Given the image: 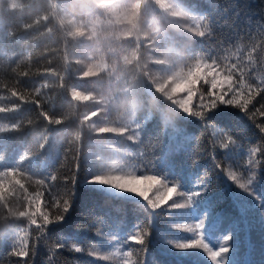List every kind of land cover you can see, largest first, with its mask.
Instances as JSON below:
<instances>
[{"label":"trees","instance_id":"trees-1","mask_svg":"<svg viewBox=\"0 0 264 264\" xmlns=\"http://www.w3.org/2000/svg\"><path fill=\"white\" fill-rule=\"evenodd\" d=\"M197 22L211 35L196 37ZM196 58H214L221 68L239 62L242 82L253 88L264 81V0H20L17 7L0 0V107L13 109L0 114V172L23 171L16 178L28 198L40 193L50 214L54 200L74 193L64 221L45 231L0 211V264H217L203 248L175 247L188 240L213 251L228 246L221 253L227 264H264V91L248 113L227 106L209 113L207 130L178 108L174 119L155 90L170 88ZM196 87L194 110L209 86ZM34 89L41 93L31 97L36 104L14 110L11 92ZM72 90L90 99L75 101ZM124 103L126 112L119 108ZM41 111L64 123L49 125ZM92 122L130 124L137 136L90 131ZM220 137L233 141L237 156L221 147ZM126 172L157 174L178 192L207 185L206 195L187 203L176 193L153 210L141 197L85 179ZM41 179L44 185L36 183ZM24 196L18 191L15 199ZM177 201L184 207H168ZM19 228L27 230L28 257L13 254L22 247L14 236ZM137 233L143 245L130 240ZM76 246L85 251L76 253Z\"/></svg>","mask_w":264,"mask_h":264},{"label":"snow or ice","instance_id":"snow-or-ice-1","mask_svg":"<svg viewBox=\"0 0 264 264\" xmlns=\"http://www.w3.org/2000/svg\"><path fill=\"white\" fill-rule=\"evenodd\" d=\"M214 23V22H213ZM206 32L211 35L212 29L208 26H204L202 30V22H197V27L194 31L196 37L205 38ZM249 59H251V54H249ZM240 73L238 80H234L236 73ZM27 76V73H24ZM47 75V74H46ZM203 81L205 85H208L207 93H200L199 99L196 103V110L193 108V102L197 95V85ZM243 69L239 66V62L235 64H226L221 68L217 60L211 58V62L204 60L203 58H196L195 63L189 69L186 75H180L174 82H169L172 86L169 88L167 85L161 86L159 92L166 95L168 100L172 102L180 111L191 117H196L201 120L205 126V130L212 123L207 119L209 113L215 111L220 106L234 107L241 110L244 113H248V105L251 100L260 91H264V81L253 88L251 85L243 84ZM184 92L186 96L182 98H177L178 94ZM11 95L18 101L14 105V110L19 111L21 104H36L34 99H31L33 95H41L39 90H32L29 92L12 91ZM28 97L29 99H26ZM71 98L75 101H87L90 99L89 96L83 95L79 90L71 91ZM13 109L6 107H0V114L8 113ZM44 120L48 122L49 125H61L64 123L63 120L53 118L49 116L46 112L41 111L39 113ZM99 113L95 115H85V120H91L92 117L98 118ZM29 123H32L29 121ZM13 129H20V123H13ZM90 131L98 132L101 134L112 133L119 136H124L125 139L131 141L136 138L137 132L132 131V126L130 124H125L122 126H113L111 123L98 124L97 122H92L88 125ZM139 129V125L136 126ZM261 132H264V127H261ZM127 135L125 136V134ZM76 139H79V134H77ZM233 141L229 138L221 142V147L227 149L229 144ZM113 146V145H109ZM116 151H120V147H116ZM216 167L221 169V165L217 163ZM222 170V169H221ZM23 174V171L14 168L6 171L0 172V177H10L8 182L5 183L3 179H0V211L3 212L4 218L12 217L13 219L17 217H26L31 225H35L38 231H45L54 223H61L64 221L65 217L71 211L72 200L74 193L69 190L67 194L68 198L59 200H54L50 207L56 209V211L50 214L49 211L43 210L40 202V193H37L33 199L28 198L27 190L25 185L21 182V179H17V174ZM231 180L235 181L237 178L234 174H230ZM50 179L55 181L57 178L55 175L50 176ZM73 181L75 177H72ZM87 182L98 185H107L115 189L134 193L143 200L147 202L151 209H160L162 205H166L168 200L172 197L173 193H178L179 196L184 197L187 203L194 202V198H203L206 195L207 185L204 189L194 190L189 192L179 191L175 183L169 186V183L161 179L157 174H146L145 172H140L136 174L135 172H126L124 174H95L92 176L91 180L88 177L85 178ZM37 184L44 185L45 181L43 179L37 180ZM156 185H160L164 191L163 195H158L155 198H150L148 192L153 189ZM241 188L248 191L244 184H240ZM159 191V189H157ZM25 193L23 201L15 199L17 192ZM9 197H12L10 200ZM22 203V207H17L15 211L13 210V205ZM168 207L175 209H181L184 204L179 201L174 202ZM39 218V223H38ZM203 222L198 226H202ZM2 235V233H0ZM227 239H231L228 236ZM130 240L135 244L143 245L145 243L144 238L137 233L136 235L130 237ZM61 247L64 244L60 245ZM177 249H194L203 248L204 251L208 252L212 261H217L218 257H221V253H228L229 247L222 246L219 250L213 251L208 247L207 244H197V243H177L175 245ZM76 253H81L85 251L84 248L76 246L74 248ZM13 254L18 257H28L29 251L26 246L20 247L18 251H14ZM19 264V261L17 262ZM217 264H223L222 261H218Z\"/></svg>","mask_w":264,"mask_h":264},{"label":"rangeland","instance_id":"rangeland-1","mask_svg":"<svg viewBox=\"0 0 264 264\" xmlns=\"http://www.w3.org/2000/svg\"><path fill=\"white\" fill-rule=\"evenodd\" d=\"M9 2H10V6L11 7H17V6L20 5V0H9ZM63 17L69 22L70 19L67 18V14L66 13L63 14ZM69 23L71 24L72 22H69ZM70 24H69L70 27H73L72 25H75L74 22L72 23V25H70ZM237 74H238V72H237ZM178 134H179L178 130L174 131L173 137L176 138ZM219 139H220V142H222V141L225 140V139H223L221 137ZM226 150H228L229 154H232V155L234 154L235 156L238 155V154H235V151L232 149V147L230 146V144H229V147ZM104 189H106L108 192H113V190H110V188L108 186H105ZM157 189H159V191ZM119 191H121V190H119ZM128 193H129V195L131 197H140V196H138V195H136L134 193H130V192H128ZM150 193L152 195H154V197H152V198H155L158 195H163L164 194V191H163V189L161 188L160 185H156L155 187H153V189L151 191L148 192V194H150ZM174 194H176V193H173L172 194V197H173ZM186 225H187V227H192V225L190 223H188ZM14 236H15V238L18 239L19 243L22 246H25L26 245V243L28 241V235H27V230L26 229L19 228V229L15 230ZM184 243H197V241L196 240H188V241H184ZM117 251H119V249H117ZM214 251H217V250H214ZM218 261H222L223 264H227V260L224 259V258H222V257H218L217 258V262Z\"/></svg>","mask_w":264,"mask_h":264},{"label":"clouds","instance_id":"clouds-1","mask_svg":"<svg viewBox=\"0 0 264 264\" xmlns=\"http://www.w3.org/2000/svg\"><path fill=\"white\" fill-rule=\"evenodd\" d=\"M155 91H156V92H159V87H157ZM161 100H163L164 103H166V104H168V105L171 106V108L173 109V111H174V113H175V115H174V119H175V118L178 116V111L176 110L177 107H176L172 102H170V101L168 100V98L166 97V95H164V94H161V95L158 97V102H161ZM173 106H175V107H173ZM119 108H120V110H121L122 112H126V111H127V108H128V104H127V103L121 104V105H119ZM139 114H140V113L137 112V113H135L134 115H137V116H138Z\"/></svg>","mask_w":264,"mask_h":264}]
</instances>
